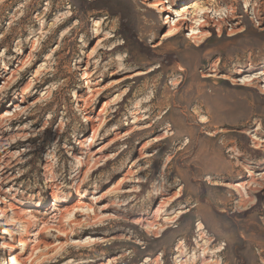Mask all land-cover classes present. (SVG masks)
Instances as JSON below:
<instances>
[{
    "label": "rangeland",
    "instance_id": "1",
    "mask_svg": "<svg viewBox=\"0 0 264 264\" xmlns=\"http://www.w3.org/2000/svg\"><path fill=\"white\" fill-rule=\"evenodd\" d=\"M263 72L264 0H0V264H264Z\"/></svg>",
    "mask_w": 264,
    "mask_h": 264
},
{
    "label": "bare ground",
    "instance_id": "2",
    "mask_svg": "<svg viewBox=\"0 0 264 264\" xmlns=\"http://www.w3.org/2000/svg\"><path fill=\"white\" fill-rule=\"evenodd\" d=\"M162 5V3H161V1H159V2H156V3H153V4H150V6H155V7H158V6H161ZM247 6V5H246ZM206 10H208V8H204V7H200L199 8V11L198 12H200V13H204ZM181 19H185V17L184 16H182L181 17ZM199 26V25H198ZM191 32H190V34L192 35V34H195V33H197V30L195 29V28H193V27H191ZM172 34V33H171ZM170 35V34H169ZM164 36H166V35H164ZM136 74V73H135ZM140 74H142V73H137L136 75H140ZM263 74H264V72H263ZM135 75V76H136ZM203 76V75H202ZM205 76V75H204ZM254 77H252L250 74L249 75H244L243 77H241L240 79H236V81H241V82H243V83H241V84H243V85H245V86H248V84H247V82H250V81H252V79H253ZM262 83H263V85H260V92L261 93H263L264 94V79H263V81H261ZM80 100V99H79ZM10 107H13L14 109H16V108H18L19 107V105L18 104H16V102L14 101L12 104H10ZM221 108V107H220ZM10 110H6V111H4V113L5 114H7V115H5V116H2V118H5L6 120L8 119V120H10V121H13V120H17L18 119V111L16 112H9ZM204 119V118H203ZM207 119V118H206ZM90 120V119H89ZM91 129L93 130L94 129V126L92 125L91 126ZM247 133H249V132H247ZM250 134H252V131H251V133ZM254 147L255 148H258V145H254ZM144 148H143V146L142 147H140L139 148V156H141L139 159H138V161H140V160H142V158L145 156L144 155V152H142V150H143ZM99 150V149H98ZM96 151V154H94V156H96L95 158H99L100 157V155H98L97 156V153L99 152V151ZM151 155V154H150ZM149 155V156H150ZM147 156V155H146ZM260 164L262 165V164H264V160L263 161H261L260 162ZM44 167H46V164H45V166ZM216 169V168H215ZM245 170V172L247 173V178L245 179V180H243L242 182H238V183H236V185L235 186H238L240 189H242L244 192H245V194L247 195V189H249V188H251V186L252 185H254V184H260V180H262V181H264V173H258V174H256V176H255V174L252 172V170L251 169H249V168H246V169H244ZM50 181V180H49ZM48 181V182H49ZM220 183V182H219ZM230 185V184H229ZM229 185L228 184H219L218 186H227V187H229ZM234 186V185H233ZM96 193V192H98V191H95V190H93V191H90L89 189H87V188H84L82 191H81V196H80V198H84V197H86L87 195H89L90 193ZM240 192V191H239ZM242 192V191H241ZM244 192H242V193H244ZM162 193V192H161ZM162 195V194H161ZM242 195V194H241ZM179 196H181V193H179L176 197H179ZM175 197V198H176ZM44 200H45V195H40L39 196V199H38V202L37 203H33L32 201L31 202H29V201H20V205L21 206H33V207H40L41 206V204L42 203H44ZM66 201H68V199H66V197H61L60 198V200L58 201V203L59 204H61V203H64V202H66ZM16 202H17V199H16ZM253 202V201H252ZM237 203H239V205L240 206H244L243 205V197H242V199H240ZM160 204H161V202H160ZM251 204H253V203H251ZM76 208V209H75ZM245 209H247V208H244L243 210H245ZM8 210H10L11 211V214H12V216H13V220L14 221H18V220H20V218H21V215L19 214V208H17V207H14L13 205H9L8 206ZM75 212H78V211H84V212H86L87 213V215L89 214V211H94V206L93 205H91V204H82V203H78L77 204V206L76 207H74V209H73ZM5 210H3V209H1L0 208V212H4ZM188 211V210H187ZM183 212H186V210L184 211H182V212H180V214L181 213H183ZM76 214V213H75ZM154 221V220H153ZM147 223H148V221H146ZM150 222H152L151 220H150ZM151 224V223H150ZM149 224V225H150ZM199 226V230L203 227L202 226V224H199L198 225ZM3 233L4 234H10L6 229H4L3 230ZM91 237H87V239H90ZM15 241L17 242L16 244H14V245H11V244H9V243H7V242H2L1 243V247H4V248H6V249H8L9 250V253H8V256L6 257V261H5V263L6 264H25V260H24V258H23V253L26 251V248H27V244L24 242V241H22L21 239H15ZM102 241H104V240H102ZM101 241V242H102ZM97 242H99V241H97ZM13 249H19L20 250V253H19V255H13L12 253H11V251L13 250Z\"/></svg>",
    "mask_w": 264,
    "mask_h": 264
}]
</instances>
